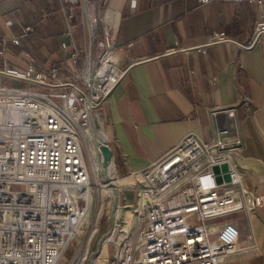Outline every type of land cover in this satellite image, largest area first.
<instances>
[{
  "label": "built area",
  "instance_id": "1",
  "mask_svg": "<svg viewBox=\"0 0 264 264\" xmlns=\"http://www.w3.org/2000/svg\"><path fill=\"white\" fill-rule=\"evenodd\" d=\"M249 1L264 6V0ZM252 31L238 42L241 46L253 48L264 37V17ZM10 39L20 43L19 36L1 38L0 58L5 60ZM231 40L237 41L226 30H216L209 42ZM97 45L99 52L85 55L75 81L62 77L57 66L37 70L30 65L25 72L0 67V76L28 83L20 87L0 81V264H58L88 217L93 169L81 137L96 111L99 121L100 108L125 74L114 57L117 45L109 30L98 35ZM80 56L75 49V60ZM240 102L249 105L250 97ZM238 107L223 108L231 122L219 126L213 140L190 133L138 172L142 189L135 211L141 224L134 236L123 227L119 238L114 224L103 241L115 242L114 252L94 264H223L236 253L239 225L216 219L264 206V195L245 185L237 162L244 147ZM104 143L97 141L98 170L107 167ZM222 163L229 170L220 173L229 172L232 180L218 183L214 167ZM71 264H84V258Z\"/></svg>",
  "mask_w": 264,
  "mask_h": 264
},
{
  "label": "crops",
  "instance_id": "2",
  "mask_svg": "<svg viewBox=\"0 0 264 264\" xmlns=\"http://www.w3.org/2000/svg\"><path fill=\"white\" fill-rule=\"evenodd\" d=\"M262 17L264 6L249 0H0V46L1 38L20 39L8 41L0 67L57 66L72 79L85 55L99 52L98 35L109 30L125 74L100 109L99 141L110 146L115 165L138 173L190 133L211 141L231 122L223 108L237 104L244 137L237 162L245 185L264 195V37L253 48L238 43ZM216 30L237 41L210 43ZM245 95L249 105L240 102ZM220 219L240 227L238 249L223 264H264V206Z\"/></svg>",
  "mask_w": 264,
  "mask_h": 264
},
{
  "label": "rangeland",
  "instance_id": "3",
  "mask_svg": "<svg viewBox=\"0 0 264 264\" xmlns=\"http://www.w3.org/2000/svg\"><path fill=\"white\" fill-rule=\"evenodd\" d=\"M81 68L82 66L78 65L77 73ZM3 79L8 81L16 80L7 75L0 76V81H3ZM73 80L75 81L77 79L73 77ZM8 83L11 84L13 82ZM25 83L26 84L23 86H16L26 87L28 83ZM97 113L96 111L95 115L92 116L90 129L85 134H82L81 137L83 140L84 152L88 159H90L91 169H93L91 186L92 196H88L90 201L89 214L80 227L79 233L61 256V260L58 264H71L77 257L84 258V264H94V260L98 258V262L100 263L103 258L105 259L111 256L114 252L115 242L106 240L105 245L103 242L107 233H112L111 230L113 229V225L116 224L115 227L118 228V231L124 227L130 232L131 236H134L142 221L138 212L135 211L137 203L140 200L139 192L142 189L139 173H132L136 177L132 183L121 184L118 182V178L132 176V174L122 172L116 165L115 167L118 170L117 176L111 175L107 167H103L104 169L102 172L97 169V162H95L97 160L94 159V157L96 158L97 141L104 134L102 132L103 128L101 124H99ZM111 160L113 161V158ZM111 160L109 162H111ZM81 203L85 204V201L82 200ZM222 219L218 218L216 221H225ZM120 234H122L121 231L118 232L117 238L121 236ZM102 247L104 248L102 249L103 253L98 256L96 251Z\"/></svg>",
  "mask_w": 264,
  "mask_h": 264
},
{
  "label": "water",
  "instance_id": "4",
  "mask_svg": "<svg viewBox=\"0 0 264 264\" xmlns=\"http://www.w3.org/2000/svg\"><path fill=\"white\" fill-rule=\"evenodd\" d=\"M101 149L103 150L104 156V165L107 166L109 164V161L113 158V153L110 148V146L106 143L101 145ZM221 170L228 171L229 170V164L227 163H222L221 165H216L214 167L215 173L218 175L216 176V179L218 183L223 182L224 180L226 181H231V176L229 172H225L224 174L220 173Z\"/></svg>",
  "mask_w": 264,
  "mask_h": 264
},
{
  "label": "bare ground",
  "instance_id": "5",
  "mask_svg": "<svg viewBox=\"0 0 264 264\" xmlns=\"http://www.w3.org/2000/svg\"><path fill=\"white\" fill-rule=\"evenodd\" d=\"M104 130V129H103ZM102 130V131H103ZM104 132V131H103ZM99 137V136H98ZM102 137H104V135L102 136ZM100 139V138H99ZM107 139V138H106ZM96 162V161H95ZM98 163V162H97ZM101 168H102V166H100ZM107 168L110 170V173H111V175H113V176H117V168L115 167V164H114V162L111 160V162H109V164L107 165ZM102 170L103 169H99L98 171H100V172H102ZM109 173V174H110ZM118 178V177H117ZM97 179V178H96ZM136 179V177L132 174V176H127V177H121V178H118V182L119 183H123V184H125V183H132L134 180ZM97 181H98V179H97ZM117 183V182H116ZM114 185H115V183H114ZM92 189V188H91ZM91 189L88 191V196H92V192H91ZM115 191V190H114ZM119 192V191H118ZM107 193V192H106ZM114 195V194H113ZM94 196V195H93ZM118 214V213H117ZM99 261V258L97 259V262Z\"/></svg>",
  "mask_w": 264,
  "mask_h": 264
}]
</instances>
